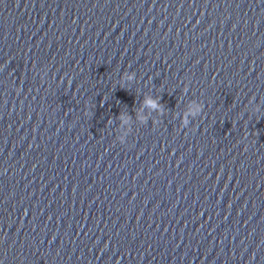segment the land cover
<instances>
[{"label":"clouds","instance_id":"1","mask_svg":"<svg viewBox=\"0 0 264 264\" xmlns=\"http://www.w3.org/2000/svg\"><path fill=\"white\" fill-rule=\"evenodd\" d=\"M122 81H127V82H132L134 79H135V73H130V74H126L124 73L123 76H122ZM187 91V87H185V89ZM143 105L145 107H149L153 110H158L160 115H163V107H162V104L160 102V98H152V97H145L144 100H143ZM203 108H204V105H200V106H197L194 110L193 109H190L189 110V113H186L184 115V117L182 118L183 120V126L182 127H187L189 125V121L187 119V115L191 114V115H196L197 113H202L203 111ZM254 111H259V108H254L253 109ZM118 118L124 122V123H127L128 120L131 118L130 115L126 112H121L118 116ZM141 121L143 122L144 121V117H140ZM111 123V120H109V124ZM155 123V122H154ZM119 142L120 143H124L125 142V139L124 137H120L119 138Z\"/></svg>","mask_w":264,"mask_h":264}]
</instances>
